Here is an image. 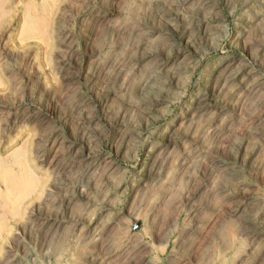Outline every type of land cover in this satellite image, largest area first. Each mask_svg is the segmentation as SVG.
I'll return each mask as SVG.
<instances>
[{
    "label": "rangeland",
    "instance_id": "374dc122",
    "mask_svg": "<svg viewBox=\"0 0 264 264\" xmlns=\"http://www.w3.org/2000/svg\"><path fill=\"white\" fill-rule=\"evenodd\" d=\"M0 264H264V0H0Z\"/></svg>",
    "mask_w": 264,
    "mask_h": 264
},
{
    "label": "bare ground",
    "instance_id": "6f19581e",
    "mask_svg": "<svg viewBox=\"0 0 264 264\" xmlns=\"http://www.w3.org/2000/svg\"><path fill=\"white\" fill-rule=\"evenodd\" d=\"M25 176H26V175H25ZM25 176H24V177H25ZM3 177H4V176H3ZM25 178H26V177H25ZM25 178H24V179H25ZM4 180H5V179H4ZM27 180H28V179H27ZM23 183H24L23 186L28 187V186H26V180H25ZM27 184H28V183H27ZM12 185H14V184L12 183ZM25 187H24V188H25ZM13 188H14V186H13ZM18 188H21V187L19 186ZM18 190H19V189H18ZM19 191H20V190H19ZM23 191H25V190H23ZM26 193H27V192H26ZM13 199H14V198H13ZM12 205H13V204H12ZM17 213H18V212H17ZM17 217H18V216H17Z\"/></svg>",
    "mask_w": 264,
    "mask_h": 264
}]
</instances>
